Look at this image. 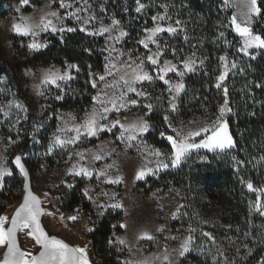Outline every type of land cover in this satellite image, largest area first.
<instances>
[{"label":"rangeland","instance_id":"374dc122","mask_svg":"<svg viewBox=\"0 0 264 264\" xmlns=\"http://www.w3.org/2000/svg\"><path fill=\"white\" fill-rule=\"evenodd\" d=\"M120 1L128 21L117 16L119 6L113 0H14L0 20V64L13 69L33 112L28 119L10 87L0 82V197L5 205L0 213V260L5 228L22 195V184L15 186V179L22 183V178L12 160L19 153L43 201L45 227L97 264H192L187 255L195 236L206 231L188 210L183 188L160 177L205 161L207 153L233 147L226 81L238 58L220 56L215 86L223 100L216 110L187 116L179 100L187 75L202 58L195 51L183 58L176 53L179 45L169 43L168 37L180 24L166 12L150 16L138 1L130 15L128 0ZM223 2L232 11L229 23L239 37L238 54L252 57L264 50V37L254 30L258 0ZM76 30L102 40L104 59L102 69L91 73L92 103L82 111L54 105L70 95L75 63L18 66L44 48L50 36ZM155 111L165 125L158 136L169 150L147 138L154 131L149 117ZM149 177L157 179L156 186L146 182ZM80 185L82 202L70 208L71 194ZM245 189L253 195V212L264 217V187L246 182ZM107 215L113 229L99 255L91 235ZM21 233L33 241L26 248L31 251L28 263L38 245L28 226Z\"/></svg>","mask_w":264,"mask_h":264},{"label":"trees","instance_id":"16d2710c","mask_svg":"<svg viewBox=\"0 0 264 264\" xmlns=\"http://www.w3.org/2000/svg\"><path fill=\"white\" fill-rule=\"evenodd\" d=\"M13 1L0 0V20L10 13ZM138 1L148 15L163 11L171 21L179 22L180 30L168 37V42L178 43L176 53L180 58L195 51L203 60L185 79L179 109L187 116L216 110L223 100L221 91L215 86L220 56L227 53L238 58L237 67L226 81L230 107L227 125L233 147L207 153L205 161L191 162L160 177V181L183 188L188 210L197 215V225L206 231L195 236L187 257L192 264H264V217L253 212V195L245 189L246 182L264 187V50L252 57L238 54L239 37L229 23L232 11L223 0H128V14L133 13ZM113 2L119 6L117 16L128 21L121 1ZM258 8L254 30L264 37V0H258ZM147 22L151 25L152 19L148 18ZM103 62L102 40L76 30L63 36H50L44 48L18 66L34 68L75 63L77 70L69 82L70 95L67 93L54 105L59 109L82 111L92 103L91 73L100 71ZM1 81L10 87L30 119L33 112L20 94L12 68L0 64ZM149 119L154 131L147 134L148 140L169 150L168 142L158 136L165 128L162 116L155 111ZM51 125L54 126V118ZM15 181V186H21L19 179ZM146 182L150 186L158 183L152 177ZM80 189L81 185L73 190L70 208L81 204ZM3 198L0 197V213L5 209ZM112 229L109 215L98 222L91 235L97 254L105 252Z\"/></svg>","mask_w":264,"mask_h":264},{"label":"water","instance_id":"95a60500","mask_svg":"<svg viewBox=\"0 0 264 264\" xmlns=\"http://www.w3.org/2000/svg\"><path fill=\"white\" fill-rule=\"evenodd\" d=\"M12 160L22 178V195L4 231L5 248L0 264H97L76 246L48 231L43 223V201L33 189L30 172L23 156L16 153ZM25 225L38 245L28 263H25V260L31 251L27 250L20 240V230Z\"/></svg>","mask_w":264,"mask_h":264},{"label":"bare ground","instance_id":"6f19581e","mask_svg":"<svg viewBox=\"0 0 264 264\" xmlns=\"http://www.w3.org/2000/svg\"><path fill=\"white\" fill-rule=\"evenodd\" d=\"M20 240L21 244L26 248H29L33 245V241L29 238L28 234L26 233H21Z\"/></svg>","mask_w":264,"mask_h":264}]
</instances>
